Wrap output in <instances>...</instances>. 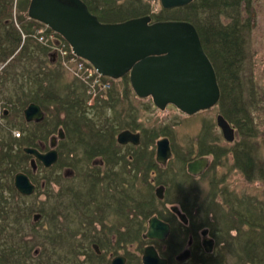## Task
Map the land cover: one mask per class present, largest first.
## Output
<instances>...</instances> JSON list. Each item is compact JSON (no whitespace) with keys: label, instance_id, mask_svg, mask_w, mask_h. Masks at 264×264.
<instances>
[{"label":"flooded vegetation","instance_id":"flooded-vegetation-1","mask_svg":"<svg viewBox=\"0 0 264 264\" xmlns=\"http://www.w3.org/2000/svg\"><path fill=\"white\" fill-rule=\"evenodd\" d=\"M81 1L103 24L141 17H149L151 23L163 22L153 21L149 12L102 21L101 13L93 11L92 0ZM104 92L92 100L79 97L81 103L79 100L77 110H73L75 119L63 120L56 132L46 131L50 115L42 109L43 120L29 122L34 131L41 124L43 129L39 134L28 131L27 138L32 143L28 148L40 154L55 150L57 157L46 166L26 154L29 174L22 173L35 187L32 196L41 189L48 204L53 196L51 191L56 192L53 196L56 206L46 213L49 222H63L72 209L77 225L74 250L78 264H144L143 258L148 256L149 264H224L221 257L226 250L243 256V245L231 248L232 243L242 241L243 235L248 238L244 242L253 238V229L247 225H253L251 206L249 213H241L237 208L238 202L252 203L253 162L247 168L242 156L248 147L252 151V147L234 143L237 128L230 126L233 138L229 141L216 120L212 129L218 135L213 138L209 136L211 127L206 124L193 127L195 132L189 130L191 127L174 132L166 125L145 126L137 117L139 111L128 109L127 102L115 114L113 105L119 101L116 98L122 102L124 97L114 96L111 90ZM86 103L98 105V111H91L102 112L103 121L88 116ZM153 107L157 108L154 104ZM171 107L174 106L167 105L164 110ZM60 130L62 137L58 135ZM123 133L126 135L120 136ZM180 133L199 135L196 154L187 157L181 145L179 150L176 148L174 140ZM162 139L168 141L170 149L163 162L157 153V143ZM225 141L233 143L232 146L226 148L222 144ZM226 153L231 156L227 163ZM201 159L207 167L189 171V163ZM224 164L231 167L224 169ZM216 169L221 173L216 174ZM34 174L40 175L38 185ZM240 183L244 185L242 193L236 189ZM245 189L249 194L243 192ZM202 190L205 194L201 196ZM211 200L224 206L226 227H215L217 220L222 219L216 214L206 213L202 220L198 217L199 204L209 206ZM242 221L245 223L241 224ZM61 235L56 228L57 241Z\"/></svg>","mask_w":264,"mask_h":264},{"label":"rangeland","instance_id":"rangeland-1","mask_svg":"<svg viewBox=\"0 0 264 264\" xmlns=\"http://www.w3.org/2000/svg\"><path fill=\"white\" fill-rule=\"evenodd\" d=\"M21 1L22 0H12L11 7H9L11 12L9 20L13 22L17 29L20 28L18 24L19 21L21 19L23 20L24 17H26L27 23L32 24V26H38L35 29V36L37 37L33 38L32 35V40L34 39V41L39 43L38 37L44 36L46 41L42 43L43 45L39 44L41 48L49 52L33 51V60L23 57L19 63L16 62L14 66L8 68V70L6 69L8 72L7 78L3 81L1 80L2 83L0 85V127L5 126V128L11 129L17 125L16 123L18 121L24 120L22 112L24 110V104L27 101L26 96L28 94H33L35 92L34 90L39 86L46 87L47 89L45 88V90L51 91V93L56 96L58 95L62 100H65L66 96L70 99L87 96L89 100H92L95 95L97 96L99 93H105L101 88H95L94 92L92 91V84H96L95 80L91 78L86 79L87 76L82 69L83 64L77 57H73L71 48L67 45L68 43L66 41L62 42L63 50L61 52L58 50L56 51L54 47L51 46L53 45L52 41H49L48 38L50 36L57 38V36L53 33L50 34V32L47 31L49 28L45 25L32 23L30 21L31 19L27 18L26 0L23 2ZM98 4L100 7H105L108 12L111 9L110 15L115 18L134 14L143 15L142 11H148L150 17L153 15V21H164L171 20V17L176 11L178 12L177 8L174 9L175 11L172 9H163L159 0H98ZM248 12L250 13L252 27L250 33L246 35L247 41L244 47L245 59L242 61L241 70H239L242 100L245 104L242 112L236 110L232 111L228 108V105L220 106L218 103L210 109L200 111L190 116L180 112L176 107L160 110L153 107L151 98L139 99L136 97L130 86L128 76L117 80L106 79L109 82V86L106 90H109V92L111 90L114 96L123 95L124 97L122 98V102H120V98H116L119 101L115 103V106L113 105L115 114L118 113L121 106L127 102L128 109L139 111L140 115L137 117L145 126L166 125L172 128L174 132L178 130L183 131L191 127L189 130L195 132L196 130L193 129V127H200L206 124L211 127L208 129L209 132L212 131L209 136L213 138L214 134H217V132H213L212 129V126L216 125V116L220 114L225 118L222 111L230 114V116L236 115L240 117L242 123H246V127L241 129V125H239L238 122L235 123L232 119L230 120L228 117L225 118L231 127L235 126L237 128L234 143L236 145L244 143L252 147L255 166L261 167V170L258 171L256 169L253 171L252 203L245 204L238 202L237 204V208H239L241 213H249V205L251 206V222H253V226H258L253 230V238L251 240L258 243L257 240L261 233L260 227H264V0H254ZM242 16L245 17L247 14L243 13ZM52 50H55L56 53L54 54ZM63 51H66L65 57ZM51 54H54V56H51ZM47 56L52 58L53 61L48 62ZM82 61L84 60L82 59ZM2 68L1 66L0 71ZM2 72L3 69L0 73ZM103 80L102 82H104ZM26 105L27 103L25 107ZM86 109V113L89 117H92L93 120L100 121L102 120L101 117H104L102 112L100 114H97V112L93 114L91 111H98V105L94 107V105H88V103H86ZM3 111L5 113H3ZM49 117L50 124L47 125L46 131L56 132L59 128L56 124L57 119L52 116ZM237 124L240 128L237 127ZM1 129L0 139H2V136L8 138V134ZM17 132L18 131L12 132L13 136L16 138L19 135ZM19 137H21V134ZM198 137L199 135L192 134L182 136L180 133L174 140L176 148L179 150V145H181L183 148L180 149L185 150L184 153L187 157L196 154L195 149ZM222 144H224L226 148H230L233 143H226L225 141L222 142ZM227 159H231L228 153H226L225 156L226 163ZM223 167L224 169H229L231 165L224 164ZM215 173L219 174L221 170L216 169ZM261 173L263 175L260 177ZM234 175L235 173L233 176ZM34 176L37 178V185L40 184V175L34 174ZM9 181H11V179H9ZM236 189L242 193L244 185L240 183L237 185ZM243 192L249 194L250 191L245 189ZM51 193L53 196L57 195L55 191H51ZM204 194L202 190L201 196ZM34 195L36 196H23L26 198H20L17 201L6 196V205L10 208H14L20 215L19 222L15 221V215H10V213L7 219H2L0 217V247L5 248L13 246L22 249L25 243L27 246H33L32 255L27 259L28 264H38V262L41 261H46L48 264H78L74 250V231L77 225L72 214V209L69 210V215L63 222L59 220L58 222L60 223L49 222L46 219V213L48 214L56 206L53 196L47 204L44 202L45 200L41 189H39V193H35ZM238 200H240V198ZM211 203L212 204H209V206L208 203L204 202L199 204L198 217L202 220L206 213L216 214V217H221L222 219L217 220L218 223L215 224V227L217 229L226 227L228 223L224 219L226 214L224 206L215 201L212 202V200ZM0 204H2V202H0ZM204 204H206V207ZM27 208L29 210H27ZM30 210H32V213H30ZM1 212L2 209H0V214ZM35 214L40 215L37 220L33 219V215ZM32 227H34L35 233L32 231ZM56 228H59L60 234H62L58 241L56 239ZM240 238H242V241L232 243L233 247L231 249L235 250V248L241 247L244 240L248 239L245 235ZM256 249L264 250V246H259L258 244ZM225 252V255L221 257L224 264H242L245 261L242 255L239 256L240 254H231L230 250H226Z\"/></svg>","mask_w":264,"mask_h":264},{"label":"water","instance_id":"water-1","mask_svg":"<svg viewBox=\"0 0 264 264\" xmlns=\"http://www.w3.org/2000/svg\"><path fill=\"white\" fill-rule=\"evenodd\" d=\"M159 2L164 9H174L192 0ZM27 16L63 38L72 53L87 61L101 76L112 80L128 76L135 95L151 98L160 110L173 105L190 116L214 107L219 101L215 70L189 22L151 23L149 17H141L103 24L81 0H30ZM22 115L26 123L44 118L41 108L34 103L28 104ZM216 123L225 139L231 141L233 129L222 115H217ZM58 135L63 136L61 130ZM53 146L51 143V148ZM23 152L35 156L46 166L54 163L57 157L55 150L40 154L35 149L23 148ZM157 153L162 162L170 155L166 139L158 141ZM206 164L204 159L196 160L189 163L188 169L199 171L207 167ZM13 186L21 196H30L35 189L22 172L14 175ZM39 217L33 215L34 220ZM143 260L144 264L150 263L149 256Z\"/></svg>","mask_w":264,"mask_h":264},{"label":"trees","instance_id":"trees-1","mask_svg":"<svg viewBox=\"0 0 264 264\" xmlns=\"http://www.w3.org/2000/svg\"><path fill=\"white\" fill-rule=\"evenodd\" d=\"M23 1L25 0L21 2ZM29 1L30 0H26V7H28ZM92 1L94 4L93 11H99L101 13L100 17L102 18L100 19L102 21L105 19H117L113 16L111 17V9L108 12L105 7L99 6L98 0ZM253 1L254 0H192L190 4L177 8L178 12L176 11L171 17L173 21H186L193 25L199 36L202 49L210 60L216 73L217 83L220 89L218 104L220 106L228 105L229 109L238 112H242L245 106L242 100L239 70H241L242 61L245 59L244 47L247 41L246 35L250 33L252 27L250 13L248 11ZM11 4L12 0H0V67H3V72L0 73V85L2 83L1 80L3 81L7 78L8 68L14 66L16 62L19 63L23 57L33 60V51L49 52L41 48V42H39V44L37 41H34V39L32 40V35L33 38L37 37L35 36V29L38 26H32V24L27 23L26 17H24L23 20L21 19L19 21L18 24L20 28L17 29L13 22L9 20L11 15L9 7H11ZM172 10L175 11L174 9ZM143 13L144 11H142V14ZM243 13H246L247 16L243 17ZM30 21L37 25H43L33 20ZM47 31L50 33L52 32L50 29ZM56 36L64 42L59 35ZM52 55L53 54H51V56ZM47 59L48 62L53 61V59L48 56ZM45 88L46 87L39 86L34 90L35 92L33 94H28L26 96V107L31 103L38 105L46 114L57 119V125L65 119L74 120L75 114L73 110H77L78 108L79 97L74 96L75 98L70 99L66 96V99L62 100L58 95H54L51 91L45 90ZM25 104L23 107L24 109L26 108ZM75 107L76 109H74ZM3 113L5 112L3 111ZM222 113L225 118L228 117L235 123L238 122L239 125H241V129L246 127V123H242L240 117L236 115L230 116V114L225 111H222ZM70 116H72V118H70ZM16 124L17 125L12 129L5 128V126L0 127L2 131L8 134V138L2 136V139H0V202H2V204H0V209H2L0 217L2 219H7L10 213V215H15L14 220L19 222L20 214L18 211L14 210V208H10L6 205V196L16 201L20 198H26L19 195L14 189L12 179L18 172L29 174L26 154L23 152V148H28L32 144L31 140L27 138L29 136L28 131L30 132L31 130V134L42 133L43 124L35 131L34 127L30 126V124L26 123L24 120L18 121ZM239 125L237 124L238 128H240ZM13 131H18L17 133H19V135L17 138L13 136ZM20 134L21 137H19ZM242 156L244 162H247V168H250L253 162V171L256 169L258 171L261 170V167L255 166V160L253 159L252 151L249 147L244 151ZM262 175L261 173L260 177ZM9 179H11V181H9ZM27 210L29 209L27 208ZM30 213H32V210H30ZM244 223V221L241 222V224ZM247 225L253 230L258 227L251 224ZM260 230L261 233L257 240L258 243L250 240L243 243V257L245 261L242 264H264V250L256 249L258 244L259 246H264V227H260ZM32 231L35 233L34 227H32ZM32 250L33 246H27L26 243L22 249L13 246L5 248L0 247V264H28L27 259L32 255ZM38 264L48 263H46V261H41L38 262Z\"/></svg>","mask_w":264,"mask_h":264},{"label":"built area","instance_id":"built-area-1","mask_svg":"<svg viewBox=\"0 0 264 264\" xmlns=\"http://www.w3.org/2000/svg\"><path fill=\"white\" fill-rule=\"evenodd\" d=\"M48 39H49V41L50 40L52 41L53 45H51V46H53L56 51L58 50L59 52H61L63 50V44H62L61 40H59L58 38L52 37V36H50ZM38 41L41 43H44L46 40H45L44 36H39ZM55 50H52V52L56 53ZM63 53H64V57H65L66 51H63ZM73 57L76 58L74 55H73ZM79 60H81V59H79ZM81 62L83 64L82 69L85 71V75L87 76L86 79L91 78V79L95 80L96 84H92V91L94 92L95 88H99V89L101 88L103 90H106L107 87L109 86V82L106 80V78L101 76L100 74H98L93 69V67L89 63H87L86 61L81 60ZM102 80L104 82H102Z\"/></svg>","mask_w":264,"mask_h":264},{"label":"bare ground","instance_id":"bare-ground-1","mask_svg":"<svg viewBox=\"0 0 264 264\" xmlns=\"http://www.w3.org/2000/svg\"><path fill=\"white\" fill-rule=\"evenodd\" d=\"M184 7V6H183ZM174 9H176V8H174ZM169 10V9H168ZM48 28V27H47ZM52 31V30H51ZM220 99V98H219ZM218 115H220V114H218ZM225 119V118H224ZM226 120V119H225ZM227 121V120H226ZM229 124V123H228Z\"/></svg>","mask_w":264,"mask_h":264}]
</instances>
